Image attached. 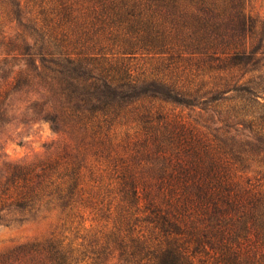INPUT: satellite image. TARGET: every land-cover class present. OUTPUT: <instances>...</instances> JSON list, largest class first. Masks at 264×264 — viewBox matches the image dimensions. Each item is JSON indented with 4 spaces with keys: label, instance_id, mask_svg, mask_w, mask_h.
I'll return each instance as SVG.
<instances>
[{
    "label": "trees",
    "instance_id": "16d2710c",
    "mask_svg": "<svg viewBox=\"0 0 264 264\" xmlns=\"http://www.w3.org/2000/svg\"><path fill=\"white\" fill-rule=\"evenodd\" d=\"M137 5L176 13L192 10L209 17L198 20L187 39L194 53L203 57L208 73L223 72L231 78H220L219 86L242 93L240 99L225 100L231 104L230 118H250L244 121L246 129L264 143V119L251 111L259 106L253 100L256 89L249 81L239 84L240 79L231 87L228 83L252 60L238 45L249 21L241 0H102L99 6L117 17L135 12ZM126 35L133 38L130 31ZM50 44L43 42L42 61L52 58L51 63L61 67L57 61L65 57L73 71H85L69 78L73 90H61L69 104L63 113L84 130L87 148L103 160L99 175L116 185L122 205L116 213L109 211L106 225L92 234L73 239L52 234L17 246L0 256V264H264V172L250 169L260 164L255 158L264 157V150L240 142L238 134L224 131L208 137L151 110L138 119L141 125L127 127L122 120L138 110L131 105L144 94L135 92L138 80L127 74L130 70L102 57L64 56L58 49L50 53L56 46ZM123 88L134 91L124 94ZM86 172L94 174L91 166H83L66 151L54 159L7 165L0 220L28 223L55 213L60 227L70 231L83 223L82 210L92 200L94 219L101 221L103 210L95 201L98 182L87 179ZM248 173L252 175L246 177Z\"/></svg>",
    "mask_w": 264,
    "mask_h": 264
},
{
    "label": "rangeland",
    "instance_id": "374dc122",
    "mask_svg": "<svg viewBox=\"0 0 264 264\" xmlns=\"http://www.w3.org/2000/svg\"><path fill=\"white\" fill-rule=\"evenodd\" d=\"M100 3L102 0H0V193L6 189L7 165L54 159L66 151L83 166H91L94 174L86 172L87 179L91 177L98 182L95 201L103 210V219L95 220L96 204L89 200L82 210L83 223L70 231L60 227L55 213L43 214L28 223L2 218L0 256L19 245L47 240L52 234L69 239L92 234L106 225L109 211L116 213L122 205L116 185L99 175L103 160L95 159V150L87 148L89 139L84 130L68 121L64 114L69 104L61 90H73L69 78L83 76L85 71H73L74 67L63 61L65 57L57 61L61 67L53 65L52 58L42 61L39 55L45 41L51 47L56 45L50 53L58 49L64 56L83 53L102 57L130 70L127 74L138 83L135 89L123 88V93L135 90L144 94L131 105L138 110L122 120L127 127L141 125L138 119L145 110H151L155 116L181 121L208 137L224 131L229 136L238 134L240 142H252L264 150V143L255 141L246 129L244 121L250 118H241V122L228 115L231 104L225 100L240 99L242 93L227 92L219 86L220 78L227 81L231 78L223 72L208 73L203 57L194 53V46L187 39L189 32L198 27L197 21H208V16L192 10L176 13L137 5L135 12L114 17ZM241 10L249 21L238 45L252 60L234 72L233 82L228 83L231 87L238 79L239 84L249 81V87L257 91L253 100L259 105L251 111L264 119V0H241ZM128 31L132 39L126 35ZM127 41L132 45L128 46ZM214 85L216 93L212 91ZM158 91L170 97L161 96ZM152 95L156 98H151ZM213 95L220 100L210 101ZM262 135L264 142V126ZM255 160L260 164L253 163L250 169L264 172L263 155ZM251 175L248 173L246 177ZM2 214L6 215V211Z\"/></svg>",
    "mask_w": 264,
    "mask_h": 264
}]
</instances>
